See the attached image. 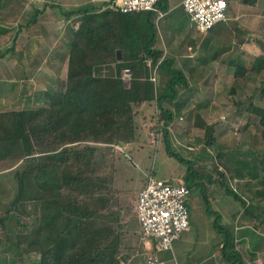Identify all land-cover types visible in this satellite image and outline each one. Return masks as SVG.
Masks as SVG:
<instances>
[{
	"label": "trees",
	"instance_id": "16d2710c",
	"mask_svg": "<svg viewBox=\"0 0 264 264\" xmlns=\"http://www.w3.org/2000/svg\"><path fill=\"white\" fill-rule=\"evenodd\" d=\"M112 1L103 5L109 6ZM258 1L242 0L246 5H256ZM166 2L160 1L164 10ZM41 11L34 9L20 30L36 23ZM73 11L81 16L67 42L68 72L63 87L46 90L44 106L0 110V162H20L14 173L16 193L0 217L6 238H0V247L7 244V248L21 256L37 253L39 264H130L136 247L125 242L122 218L118 210L112 209L113 178L105 174V165L99 158H106L107 148L136 141L140 126L136 119L138 109L153 102L158 110L153 115L151 130L161 134L170 155L179 157L169 134L176 116L165 103L177 99L181 89L187 88L188 80L171 60L162 59L163 51L155 47L157 16L146 19L142 25L139 19L144 11L122 13L111 7L103 11L80 7ZM73 11L65 14L70 16ZM118 49L122 50L121 60L117 59ZM148 58L153 60L152 68L158 64L156 84L150 78ZM258 61V70H264V57ZM247 71L237 63L234 76L242 78ZM128 80L130 83L126 84ZM237 104L245 105L249 114L260 118V138L264 142V107L253 100L247 105L240 101ZM194 124L204 130L207 144L216 143L215 123L209 124L196 113ZM217 156L225 154L219 152ZM223 166L233 179L255 177L261 170L263 185L255 190L254 197L264 199V157L254 166L243 159L228 161ZM218 171L220 184L227 193L241 202L248 216L259 218L250 204L227 185L226 174ZM189 174L184 184L192 193L197 188L205 193L201 179L207 173L195 170ZM205 199L207 211L214 213L209 199ZM28 213H33L34 221L21 223ZM216 215L218 223L221 215ZM11 224L19 230L15 236ZM216 227L225 229L220 224ZM232 243L227 232L221 252L224 257L233 258L231 264H237L239 259L230 254L240 251L231 249ZM3 261L5 258L0 259V264H8Z\"/></svg>",
	"mask_w": 264,
	"mask_h": 264
},
{
	"label": "rangeland",
	"instance_id": "374dc122",
	"mask_svg": "<svg viewBox=\"0 0 264 264\" xmlns=\"http://www.w3.org/2000/svg\"><path fill=\"white\" fill-rule=\"evenodd\" d=\"M175 1L170 0L171 3ZM46 2H49V5H45ZM85 2V0H0V110L41 107L46 104L45 90L50 88L57 90L63 87L66 68L64 69L62 63L64 60L68 61L67 54H69L66 46L60 45L62 40L66 45L69 37L66 25L68 15L65 11L78 6L83 7ZM50 3L56 5L51 6ZM242 4L240 0L230 2L228 21H234V10H238ZM256 7L252 13L239 14L238 20L241 22L251 17L250 32L243 34V29L234 27L230 30L232 35L220 42L221 56H223L220 63L227 66L225 71L230 75L210 78L207 87L214 89L209 91L192 90L190 92L186 89L180 91L182 96L192 97V103L199 100L203 104L206 102L213 104L211 112L215 114L217 120L213 122L218 125L217 144L213 146L207 144L204 131L185 119L182 123L175 124L171 133L172 136L176 133L182 141L189 140L194 150L184 149L175 141L172 148L179 153V157L167 152L161 136L156 143L151 142L147 125L144 128L138 127L136 141L128 144L123 150L117 148L120 145H116L107 148L108 155H105L106 158L103 160L100 155L99 160L105 165V174L113 178L112 186L115 193L111 202L112 209L119 211L125 242L136 247L135 261L138 263L148 264L154 261L155 257L156 264L163 259H173L170 263L176 261L175 264H184L183 258L187 259L186 264L232 263L233 258H225L221 252L222 248L219 247L227 234L220 227H216L219 224L222 225L223 216L218 218V223L215 220L216 213H226L230 222L225 227L227 229L234 227L236 221L235 218L230 217L229 212L240 207L241 213L237 216V223L242 222L245 226L243 231L246 237L237 245L240 253L233 252L230 256L239 259L237 264H243V261L247 264L250 262L264 264V237L261 235L264 234V199L254 197L255 190L263 185L262 172L259 170L255 177L234 181L223 166V163L240 159L248 160L254 166L264 156V142L260 138L262 128L259 123L260 118L249 114L245 105L237 104V101H240L247 105L248 101L253 100L264 106V70H258L260 67L258 59L264 57V21H262L264 0L258 2ZM37 8L44 10L38 16V21L31 23V26L23 31L20 30V25H25L30 19L29 14ZM178 12L179 15L173 13L165 15L159 18V21L190 22L189 15L182 8ZM77 19H71L68 28L74 27ZM226 24L223 22L217 27L224 28ZM246 42L250 44L243 48V43ZM13 46H16L15 49H12ZM238 60L242 64L249 65V71L242 78L233 76L235 67L230 69L232 65L230 62L236 63ZM196 86L198 85H193L194 88H197ZM150 116L154 120L153 114ZM219 152L225 154V157L217 156ZM182 158L185 160H181ZM19 164V161L11 160L0 162V217L16 193L17 182L14 173ZM232 164L229 163V166L234 167ZM217 169L226 174L227 185L238 192L248 205L250 204L259 218L248 216L241 202L227 193L225 187L220 184V174ZM195 170L201 174L207 173V177L201 179L205 184V193H202L199 188L192 193L191 227L184 234L186 239L178 241L171 251L157 253L155 244L151 242L147 245L148 248L145 240L142 239L141 226L133 199L134 197L136 199L138 190L145 185V181L151 175L176 184L184 183V178L190 175V171ZM205 197L209 199L214 213L207 211ZM251 204L254 206L252 207ZM20 221L21 223L34 221L33 213L23 216ZM10 226H13L10 230L15 236L19 230L13 224ZM0 238L6 239L1 225ZM179 244L187 252L178 253L175 259L173 253L175 249H180ZM234 248L236 243L231 249ZM4 258L8 264H39L40 256L34 252L23 256L18 255L5 244L0 247V259L4 260ZM6 261L3 262L6 263Z\"/></svg>",
	"mask_w": 264,
	"mask_h": 264
},
{
	"label": "crops",
	"instance_id": "0c3cea01",
	"mask_svg": "<svg viewBox=\"0 0 264 264\" xmlns=\"http://www.w3.org/2000/svg\"><path fill=\"white\" fill-rule=\"evenodd\" d=\"M85 1L86 2L84 3L85 4L84 6L86 8L95 7L96 10H100V11H103V10L110 8V5L109 6L103 5V3L107 2L108 0H85ZM182 1L183 0H176L175 2L171 3L170 0H167V2L165 4V6H166L165 12L167 13L166 15H170L172 13L179 15L178 10L180 8H182L184 10V8L182 6ZM228 1H229V8H230V2H233V0H228ZM240 1L242 2V0H240ZM260 1H262V0H259L258 2H260ZM48 3L49 2H46L45 5ZM50 4H55V3H50ZM256 5H246L243 3L240 7H238V10L237 9L234 10V13H233L234 14V21H228V20L223 21V22L227 23L226 26H224V28L222 26L217 27L218 25H220V23H223V22H220L219 24H217L213 29H211L207 33L200 32L191 20H190V22L184 21V20H178V21H174L171 23L163 21V20L159 21L160 19H158L156 17L157 15L153 12H143L144 14L142 15V18L139 19V21L142 22V25H143L144 24L143 21H145L146 19L150 18L153 20V18L156 17L155 23H157V25L155 26V29L157 32L158 39L155 43V47H157V49H160L163 51L162 59L168 58L169 60H171L173 62V66L175 68H178L184 72V75L187 77V80H188V86L185 89L187 91H190V92L192 90H197V91L200 90V92L203 90L209 91V90L214 89L210 86L207 87V85H208L207 83L209 82L210 78H214L215 76L219 77V76L225 75V74L230 75V74H227L225 71L227 69V66L220 63L223 60V56H221L222 49L220 48V42L223 39L227 38L228 36L232 35V32H230V30L233 29L234 27L243 29L244 30L243 34L251 31V24H250L251 17L250 18L247 17L246 20H244V22H241L238 19H239V14H241V13H244V12L245 13H252V12H254V9L257 8ZM84 6L81 8H84ZM78 7L80 8V6H78ZM78 7L72 8V10H66L65 12H70V11L76 10V9H78ZM37 9L42 10L41 12L44 11L43 9H40V8H37ZM255 13H256V11H255ZM80 16H81L80 14L73 11V13L70 16L66 17V22H67L66 25H67L69 36H71L73 33V30L77 28V26H78L77 21L79 20ZM75 18H78V19H77V21H75L74 27L68 28V25H69L71 19H75ZM157 19H158V21H157ZM189 19H190V17H189ZM262 21H264V16L262 18ZM69 40H70V37H68V40H66V45L64 44V41L62 40V43H60V45H62L64 47L66 46L65 48H67V50H69V46H68ZM249 44H250V42L243 43V48H246ZM67 56L69 57L68 54H67ZM122 58H123V54H122V50H121V56L120 57L117 56V59L121 60ZM67 60H68V58H67ZM242 62H243V60H242ZM237 63L242 64L240 60H238V62H236V63L234 61L233 63H231L232 65H231L230 69H232V68L234 69V67L237 66ZM233 64H235V66ZM244 64L245 63H243L242 65L244 67L247 66V69H248L249 65H247V64L244 65ZM62 65H63L64 69L66 68V76L65 77H67L68 61L64 60ZM58 67L60 68V65ZM234 74H235V69L233 72V76H234ZM194 84L198 85V86H196L197 88L193 87ZM199 85H202L203 87H201ZM192 101H193L192 97L182 96L181 92H180V96L177 99H174L171 102L165 103L166 108L170 109L172 112H174L175 116H176V118L173 120V122L170 125L171 131L174 130L175 124L176 125L180 124L185 119L187 121L192 122L193 125L195 126L194 118H195L196 113H200L202 115V117L209 124H213V123H215L213 121H217L215 119L216 118L215 114H213L211 112V110L213 108V104L211 102L210 103L206 102L203 104L202 101H199V100L195 103H192ZM257 105L261 106L259 104H257ZM157 108L158 107H157L156 102H153L151 105H148L147 103L143 104L138 109L139 114L136 117V119H137V122L141 128H144L147 125V129H148V126L153 123L152 116H150V114L154 115L156 110H158ZM180 117H183V120H180L179 119ZM213 119H215V120H213ZM148 123H150V124H148ZM199 129H201V128H199ZM217 129H218V125H215V134H216ZM201 130H203V129H201ZM171 131L169 134H170V141L172 140V142H171L172 145H174L175 141L176 142L179 141L181 143H178V142L177 143L182 145V147L184 149L190 150L189 147H193L192 144L189 142V140L185 139L184 141H182L179 138V136L176 135V133L173 134V136H172ZM216 137H217V134H216ZM216 141H217V139H216ZM214 144H217V143H214ZM213 145H210V146H213ZM127 146H128V144H126V143L122 144L123 148L127 147ZM190 152L193 153L192 151H189V153ZM262 157H264V156H262ZM250 177L251 176H248L246 178H250ZM246 178H244V179L235 178L233 180L234 181H243V180H246ZM145 183H146V181H145ZM143 185H144V183H143ZM142 188H143V186L141 187V189ZM141 189H139L138 192ZM138 192H137V195H138ZM136 198H137V196H136ZM133 200H134V204H135V200H136L135 197ZM234 203H235V200H234ZM229 213L231 214L230 217L235 218V221H236L235 226L227 229L225 226H227L228 222H230V220H229L230 218H228L226 216L227 215L226 213L223 214V213L219 212V214L223 216L222 217V220H223L222 225L225 228L222 231L225 233L226 232L230 233V235L233 238V243L231 245L232 246L231 248H233L234 243H236V248H234V249L238 250V247H237L238 243L240 242V240L242 241L246 237V234L243 231V228L245 226L243 225L242 222L237 223V218H238L237 216H239L241 213L240 207L234 208V210L229 212ZM190 227H191V225H190ZM189 229L187 231H189ZM187 231H185L183 233V235L181 236V238L178 239L174 243V246L178 241L183 240V238H184V240L186 239V237H184V234ZM261 235H262V237H264V234H261ZM224 243H225V239L222 240V242L219 246L220 249L223 247ZM147 245L148 244L146 243V247L149 248V246H147ZM178 248H180V249H178V250L175 249V252L173 253L175 259H176V256L178 257V253H185V251H186L185 249H183L181 244H179ZM173 249H174V247H173ZM159 252H161V251H157V253H159ZM185 256H186V254L184 255V257ZM229 259H231V258H229ZM182 261L184 264H186L185 262L187 261V259L183 258ZM129 262H130V264H142L141 262L138 263L137 261H135V255L129 260ZM170 262H173V259L172 260L171 259H169V260L163 259V261H161L159 264H175L176 261L174 263H170ZM213 264H218V263L213 262ZM248 264H251V262Z\"/></svg>",
	"mask_w": 264,
	"mask_h": 264
},
{
	"label": "built area",
	"instance_id": "2783aa9c",
	"mask_svg": "<svg viewBox=\"0 0 264 264\" xmlns=\"http://www.w3.org/2000/svg\"><path fill=\"white\" fill-rule=\"evenodd\" d=\"M161 0H113L110 7L122 13L154 12L157 18L167 13L160 5ZM182 6L191 21L202 33H207L220 22L228 20V0H183ZM146 64L151 68V80H158L157 66L152 68L153 60ZM183 120V117H180ZM152 125V124H151ZM148 126L151 142L156 143L161 134ZM169 131L171 127L169 126ZM178 143H181L177 141ZM123 150L122 146H117ZM194 150L193 147H189ZM192 192L184 183L173 184L162 178L149 176L135 200V211L141 226L142 239L145 243L155 244L157 251H171L174 243L181 238L191 225ZM150 264H156V257Z\"/></svg>",
	"mask_w": 264,
	"mask_h": 264
},
{
	"label": "water",
	"instance_id": "95a60500",
	"mask_svg": "<svg viewBox=\"0 0 264 264\" xmlns=\"http://www.w3.org/2000/svg\"><path fill=\"white\" fill-rule=\"evenodd\" d=\"M117 56H121V50L120 49H118L117 50ZM129 73H130V71H129ZM130 83V81L128 80V81H126V84H129ZM125 142H123L122 144H124ZM27 165H28V163H26L24 166H23V168H22V171H24L25 170V168L27 167Z\"/></svg>",
	"mask_w": 264,
	"mask_h": 264
}]
</instances>
